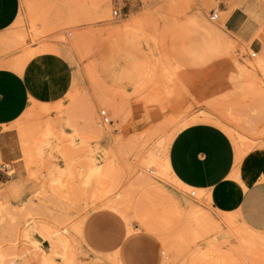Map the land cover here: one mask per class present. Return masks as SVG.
Listing matches in <instances>:
<instances>
[{
	"label": "rangeland",
	"instance_id": "374dc122",
	"mask_svg": "<svg viewBox=\"0 0 264 264\" xmlns=\"http://www.w3.org/2000/svg\"><path fill=\"white\" fill-rule=\"evenodd\" d=\"M218 8L215 0H21L0 59L21 52L22 67L53 52L78 79L66 102L20 126L27 175L24 191L0 202V264H115L114 254L121 264H264V233L248 229L235 209L222 211L212 188L187 187L169 167L174 137L197 121L231 141L235 172H252L245 187L264 179V43L252 51L226 31ZM197 24L213 31L204 45L191 34ZM222 38L232 42L224 50ZM196 53L200 64L191 62ZM132 105L149 122L125 134ZM101 111L112 124L99 129L92 120L101 123ZM97 213L149 245L98 249L85 232Z\"/></svg>",
	"mask_w": 264,
	"mask_h": 264
},
{
	"label": "crops",
	"instance_id": "0c3cea01",
	"mask_svg": "<svg viewBox=\"0 0 264 264\" xmlns=\"http://www.w3.org/2000/svg\"><path fill=\"white\" fill-rule=\"evenodd\" d=\"M215 1L219 5L218 12L224 16L226 31L249 44L252 51H261L264 43V12L261 11L260 4L264 0ZM174 2L178 4L179 0ZM20 13L21 0H0V38L7 34L19 19ZM195 22L196 19H191L190 25ZM190 30L202 45L209 42L207 37L213 34L212 29L203 24L194 25ZM221 43L223 50L232 44L226 38H222ZM20 53L0 59L1 168L3 165H10L14 170L13 176L8 178L0 168V184L4 186L0 189V202L3 204L11 203L25 187L27 173L20 134L24 129L20 126L24 125L28 117L38 113V110L66 102L75 91L78 79L71 63L59 54H37L21 68H17L16 58ZM200 61L199 53L194 54L192 64H200ZM64 66L68 67L66 73L61 70ZM180 66L183 68L184 65ZM29 70L51 73L59 83H52L53 76L45 75L33 91L26 80ZM149 117L150 113L144 107L132 105L131 117L122 131L125 134L139 132L148 124ZM235 153V147L222 132L207 124L195 123L185 127L174 137L169 150V167L173 176L187 187H195L197 190L212 188L213 194L222 201H218L222 211L235 209L239 221L248 229L264 233V179H256L245 187L246 176L252 175V172H235ZM226 170L227 176L221 178ZM93 221L100 225L95 231L89 229V224ZM85 232L89 242L102 251L120 249L127 253V249L130 250L125 232L109 215L93 214L85 226ZM41 250L45 253L42 245ZM114 260L115 264H121L117 254H114Z\"/></svg>",
	"mask_w": 264,
	"mask_h": 264
},
{
	"label": "snow or ice",
	"instance_id": "6c2138e0",
	"mask_svg": "<svg viewBox=\"0 0 264 264\" xmlns=\"http://www.w3.org/2000/svg\"><path fill=\"white\" fill-rule=\"evenodd\" d=\"M61 70L66 73L68 71V67L64 66ZM45 75L53 76V74H51V73H44L40 70H36V71L29 70V72L26 76V80H27L29 88L31 90L35 91V89L38 87L40 79ZM51 82L52 83H59L58 81L55 80L54 76H53ZM230 164H231V160H230ZM226 176H227V170L225 171V173L222 174L221 178H225ZM97 227H100V225H98L97 222H95V221H93L89 224V229L91 231H95L97 229ZM127 243L129 246L137 247L140 245L148 246L150 242L143 240L142 238H130V239H127Z\"/></svg>",
	"mask_w": 264,
	"mask_h": 264
},
{
	"label": "bare ground",
	"instance_id": "6f19581e",
	"mask_svg": "<svg viewBox=\"0 0 264 264\" xmlns=\"http://www.w3.org/2000/svg\"><path fill=\"white\" fill-rule=\"evenodd\" d=\"M105 12H106V9H105ZM217 14V13H216ZM132 24H133V22H132ZM132 27V26H131ZM20 63V62H19ZM20 65V64H19ZM21 65H23V64H21ZM17 68H21V66H18L17 65ZM103 103L105 104V106L107 107V108H109V109H112L113 111H115L116 112V109H117V107H118V104H117V102L115 101V100H113V99H111V98H109V97H104L103 98ZM118 110V109H117ZM118 113H119V111H118ZM117 112H116V114H118ZM115 114V113H114ZM92 122H94V124H96L98 127H99V129L101 128L102 129V123H96L95 122V119L93 118V120H92ZM197 121H194L193 123H196ZM188 125H186V126H184L183 128H185V127H187ZM98 129V128H97ZM98 132H100V131H98ZM102 132V131H101ZM100 132V133H101ZM104 132V131H103ZM180 132V131H179ZM156 155H157V153H156ZM155 154H153V156H152V158H151V160L149 161V164H151V163H153V162H156L155 161V159H154V157L156 156ZM152 180H150L148 183H149V185L150 186H152L151 188H152V190L154 189L155 191H157V193L158 194H161V198H163L165 195H164V193H163V188L162 187H157L156 185H155V183L152 181ZM156 194V193H155ZM165 197H167V195L165 196ZM131 198V197H130ZM168 198V197H167ZM159 199H160V197H159ZM166 200V199H165ZM172 202V201H171ZM174 202V201H173ZM111 204H107V206H110V207H112V202H110ZM166 204V203H165ZM173 204V203H172ZM158 205V204H157ZM156 205V206H157ZM168 205V204H167ZM176 205V204H175ZM160 209H162V208H160ZM191 209V211H190V217L191 218H194V220L195 221H197V211L196 210H194L193 208H190ZM193 209V210H192ZM127 213H128V211H127ZM84 218H86V217H84ZM77 225V224H76ZM79 231H81V229H79ZM61 242L62 241H64V239L62 238V237H59L58 238ZM56 248V247H55Z\"/></svg>",
	"mask_w": 264,
	"mask_h": 264
},
{
	"label": "built area",
	"instance_id": "2783aa9c",
	"mask_svg": "<svg viewBox=\"0 0 264 264\" xmlns=\"http://www.w3.org/2000/svg\"><path fill=\"white\" fill-rule=\"evenodd\" d=\"M114 14L116 17L122 16L121 10L115 11ZM217 19H218V14H216V12H212L211 20L216 21ZM101 120H102L101 121L102 125L112 124V121L108 117L106 111H101ZM1 172H3L8 178L14 174V170L10 165H3L1 168Z\"/></svg>",
	"mask_w": 264,
	"mask_h": 264
}]
</instances>
